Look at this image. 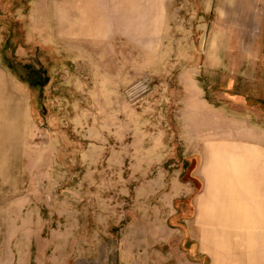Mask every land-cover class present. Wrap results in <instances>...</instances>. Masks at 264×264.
<instances>
[{"label": "rangeland", "instance_id": "374dc122", "mask_svg": "<svg viewBox=\"0 0 264 264\" xmlns=\"http://www.w3.org/2000/svg\"><path fill=\"white\" fill-rule=\"evenodd\" d=\"M235 134H264V0H0V264L191 251Z\"/></svg>", "mask_w": 264, "mask_h": 264}, {"label": "crops", "instance_id": "0c3cea01", "mask_svg": "<svg viewBox=\"0 0 264 264\" xmlns=\"http://www.w3.org/2000/svg\"><path fill=\"white\" fill-rule=\"evenodd\" d=\"M235 135L229 148L216 154L229 159V164L222 158L216 164L218 171L229 166V178L220 173L221 180L206 188L199 197L196 222L189 225L196 246L188 252L175 251L173 237L180 232L169 230L168 253H157L154 262L142 255L138 262L135 254L128 264H202L206 254L213 264H264V134L245 140ZM156 242H160L157 236ZM147 245L146 238L134 248Z\"/></svg>", "mask_w": 264, "mask_h": 264}]
</instances>
